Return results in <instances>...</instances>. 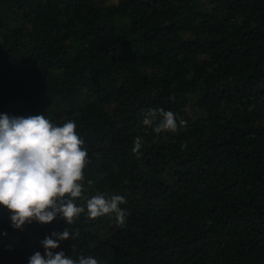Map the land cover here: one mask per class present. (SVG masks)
<instances>
[{
    "label": "trees",
    "instance_id": "trees-1",
    "mask_svg": "<svg viewBox=\"0 0 264 264\" xmlns=\"http://www.w3.org/2000/svg\"><path fill=\"white\" fill-rule=\"evenodd\" d=\"M4 114L75 122L88 163L72 225L0 206V264L65 229L54 251L99 264H264V0H0ZM96 194L125 198L122 226L88 218Z\"/></svg>",
    "mask_w": 264,
    "mask_h": 264
},
{
    "label": "clouds",
    "instance_id": "clouds-1",
    "mask_svg": "<svg viewBox=\"0 0 264 264\" xmlns=\"http://www.w3.org/2000/svg\"><path fill=\"white\" fill-rule=\"evenodd\" d=\"M142 123L155 125L156 133L176 132L187 125L164 109L144 110ZM76 129L73 121L54 125L44 114L0 115V206L11 213L13 229L22 230L33 222L47 225L57 217L72 225L85 212L75 201L83 198L88 151ZM141 147V138L136 137L133 153L140 154ZM125 203L121 195L96 194L87 200V216L96 219L115 214L122 226L127 212L120 205ZM71 238L69 229L52 232L41 241L43 255L35 252L28 264H99L91 256L73 259L54 251L61 241Z\"/></svg>",
    "mask_w": 264,
    "mask_h": 264
},
{
    "label": "rangeland",
    "instance_id": "rangeland-1",
    "mask_svg": "<svg viewBox=\"0 0 264 264\" xmlns=\"http://www.w3.org/2000/svg\"><path fill=\"white\" fill-rule=\"evenodd\" d=\"M117 0H111V2H116Z\"/></svg>",
    "mask_w": 264,
    "mask_h": 264
}]
</instances>
